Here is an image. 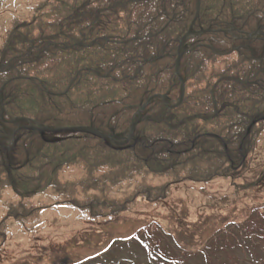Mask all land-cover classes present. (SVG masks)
I'll return each mask as SVG.
<instances>
[{
	"label": "trees",
	"instance_id": "1",
	"mask_svg": "<svg viewBox=\"0 0 264 264\" xmlns=\"http://www.w3.org/2000/svg\"><path fill=\"white\" fill-rule=\"evenodd\" d=\"M198 2L46 0L7 30L0 43V139L5 143L26 125L12 124L16 119L50 128L93 127L126 138L148 98L169 93L171 102L179 99L181 83L173 79L180 40L191 27L210 30L186 44L183 104L173 110L163 102L148 106L125 147L110 148L87 134L50 143L53 134L35 132L13 150L0 146L1 188L21 200L11 205L7 219L22 224L40 210L70 204L91 212V221H107L138 202L166 201L173 187L186 181L221 178L235 184L246 176L264 133V0H200L193 24ZM73 167L84 176L60 183L61 172ZM167 174L176 179L144 185L124 199L110 195L135 177ZM51 188L66 199L47 207L24 204ZM76 189L84 190L81 199L74 196ZM0 231L2 245L7 234L3 227ZM148 232L135 240L142 245L146 239L144 250L152 258L162 240L153 229ZM206 250L199 264H242L247 256L250 264H264V212L256 209L235 236H223ZM189 257L181 251L156 260L193 264Z\"/></svg>",
	"mask_w": 264,
	"mask_h": 264
},
{
	"label": "rangeland",
	"instance_id": "2",
	"mask_svg": "<svg viewBox=\"0 0 264 264\" xmlns=\"http://www.w3.org/2000/svg\"><path fill=\"white\" fill-rule=\"evenodd\" d=\"M44 1L0 0V43L17 20L31 17ZM250 162L249 172L235 184L221 178L209 183L186 181L173 187L166 201L151 206L138 202L112 221H91L88 210L60 204L38 211L36 217L20 224L6 218L11 205L18 204L20 198L0 185V228L7 234L5 244L0 245V264H158L159 254L173 257L181 251L189 252L193 264L204 262L206 248L213 241L235 236L237 227L256 209L264 212V133ZM83 176L79 168H66L59 180L64 183ZM135 178L132 183L112 188L110 195L124 199L144 185H163L176 179L173 174ZM252 182L253 186L241 189ZM83 192L76 189L74 196L81 199ZM65 199L64 192L51 188L25 199L24 204L28 208L47 207ZM150 228L163 247L155 249L152 258L144 250L146 239L141 238L143 244L136 245L138 235H148ZM3 239L0 231V244ZM242 262L250 264L248 256Z\"/></svg>",
	"mask_w": 264,
	"mask_h": 264
},
{
	"label": "water",
	"instance_id": "3",
	"mask_svg": "<svg viewBox=\"0 0 264 264\" xmlns=\"http://www.w3.org/2000/svg\"><path fill=\"white\" fill-rule=\"evenodd\" d=\"M199 3H200V0H199ZM199 9H200V4H198V10H197L196 18L199 16ZM203 33H205V31H202L199 33L193 32V30L191 28L189 30V32L182 38V40L180 42V46L178 48V57L176 60V73H175V78H174V81H180L182 84L181 96H180L179 101L176 104H171V100L169 99V94H167V95H155V96H152L149 99H147L144 106L142 108H140L139 111L134 116L129 135L126 139L123 140V142H121V143L118 142V140L120 139L121 136H118V135L107 136V135H104V134L98 132L97 130H95L92 127H87V128H85V127L50 128V127L42 126L40 124H35L34 122H32L28 119H16V120L12 121V124H18L20 122H24L27 125L18 127L15 130V132L12 135V140H11L9 145H7L5 142H2V140L0 139V146L6 150H13L17 146V143L21 139V137H23L24 135H27L29 133H32V132L40 133L43 137L47 133L55 134L58 136L59 135H72V134H77V133L89 134L91 136H94V137H97V138L104 140L107 145L114 147V148L124 147V146L128 145L134 137L136 127L142 121L141 114H142L143 110L146 109L149 105H151L155 102L162 101L167 108L175 109L182 104V102L184 100V96H185V81L181 75L180 64H181V59L187 50L186 42L188 39L193 38V37L198 36V35H201ZM260 35L264 36V34H262V33ZM0 105H1V117L3 118L4 117V109H3V91L2 90H0ZM248 132H250V128H249ZM61 140H62L61 138H58L57 140H54L52 143L60 142Z\"/></svg>",
	"mask_w": 264,
	"mask_h": 264
}]
</instances>
